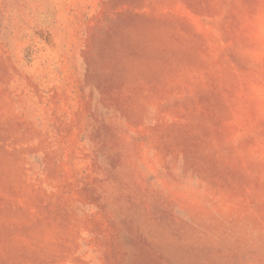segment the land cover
<instances>
[{"label": "rangeland", "instance_id": "rangeland-1", "mask_svg": "<svg viewBox=\"0 0 264 264\" xmlns=\"http://www.w3.org/2000/svg\"><path fill=\"white\" fill-rule=\"evenodd\" d=\"M0 264H264V0H0Z\"/></svg>", "mask_w": 264, "mask_h": 264}]
</instances>
